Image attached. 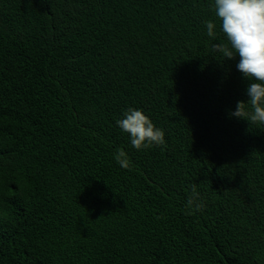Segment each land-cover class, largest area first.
Listing matches in <instances>:
<instances>
[{"label":"trees","instance_id":"obj_1","mask_svg":"<svg viewBox=\"0 0 264 264\" xmlns=\"http://www.w3.org/2000/svg\"><path fill=\"white\" fill-rule=\"evenodd\" d=\"M219 42L215 0H0V264H264V127Z\"/></svg>","mask_w":264,"mask_h":264},{"label":"clouds","instance_id":"obj_2","mask_svg":"<svg viewBox=\"0 0 264 264\" xmlns=\"http://www.w3.org/2000/svg\"><path fill=\"white\" fill-rule=\"evenodd\" d=\"M215 14L226 42L214 43L213 51L222 59H235L238 55L237 68L250 81L246 89L248 99L238 101L230 116L264 127V0H215ZM205 23L207 35L215 40L216 24L211 20ZM116 124L130 135V143L137 150L166 146L164 130L156 127L142 109L129 108ZM114 159L120 167L131 169L130 158L123 149L117 150ZM203 207L200 193L193 184L185 203L187 214Z\"/></svg>","mask_w":264,"mask_h":264}]
</instances>
